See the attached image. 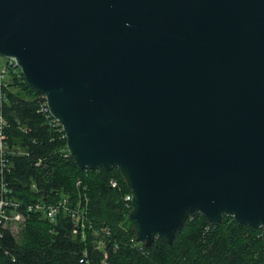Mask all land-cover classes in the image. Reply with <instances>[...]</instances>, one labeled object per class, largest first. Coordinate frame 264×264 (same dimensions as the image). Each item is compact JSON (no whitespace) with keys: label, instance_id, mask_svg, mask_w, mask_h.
I'll return each instance as SVG.
<instances>
[{"label":"water","instance_id":"1","mask_svg":"<svg viewBox=\"0 0 264 264\" xmlns=\"http://www.w3.org/2000/svg\"><path fill=\"white\" fill-rule=\"evenodd\" d=\"M0 55L81 169L121 171L139 243L199 213L264 239V0H0Z\"/></svg>","mask_w":264,"mask_h":264},{"label":"trees","instance_id":"2","mask_svg":"<svg viewBox=\"0 0 264 264\" xmlns=\"http://www.w3.org/2000/svg\"><path fill=\"white\" fill-rule=\"evenodd\" d=\"M4 94V114L12 125L10 144L29 153L12 157L8 181L15 198L35 203L68 195L83 207L87 202L93 230L82 239L72 235L69 216L51 223L40 212L27 214L20 240L9 231L3 233L0 264H264L262 229L228 216L212 225L199 213L187 219L171 244L161 237L150 247L139 243L123 203L131 191L121 171L81 169L69 153L66 157V139L39 113L40 95L23 77L14 76ZM39 159L43 163L36 166ZM112 179L118 180L117 188L111 187ZM102 227L108 228L109 238L94 235Z\"/></svg>","mask_w":264,"mask_h":264},{"label":"built area","instance_id":"3","mask_svg":"<svg viewBox=\"0 0 264 264\" xmlns=\"http://www.w3.org/2000/svg\"><path fill=\"white\" fill-rule=\"evenodd\" d=\"M0 57L4 58V62L0 66V240L2 239L3 233L5 231H9L13 235V232L10 229L12 226H25L27 214L38 212L42 213L43 216L51 223H56L61 215H65V217L69 216L71 221L72 235L81 236L82 239H85L87 230H93L92 222L88 218L87 202L83 207L82 203H74L73 200L68 197V195H61L59 199L55 201H53L52 198H49L48 196V200L45 201L24 203L17 200L14 196L13 189L10 187L8 181L9 175L12 173V157L29 156V153L24 150L21 145L10 144L11 137L9 130L12 125L5 117L3 101H6L4 90L9 87V83L12 81V78L14 76L18 78H24V75L16 58L2 57L1 55ZM39 95V113L42 114L47 124L52 129L62 134V138L66 139L67 142V135L64 125L52 113L48 97L45 94ZM19 129L27 132V129L21 127L20 124ZM64 152L66 157H68V153L71 156V153L68 149V144L66 145V150ZM42 163L43 160L39 159L36 163V166H41ZM81 185L82 183L79 181L77 186L81 187ZM110 185L112 188H117L119 186V182L116 179H112L110 181ZM133 197L134 195L132 191L123 197V203L130 214L134 209ZM93 233L95 236L101 235L104 236V238H109L110 236V232L107 227L94 230ZM100 244H104V240L100 242ZM86 258L87 255L85 254L84 258L81 260V263L85 262Z\"/></svg>","mask_w":264,"mask_h":264},{"label":"rangeland","instance_id":"4","mask_svg":"<svg viewBox=\"0 0 264 264\" xmlns=\"http://www.w3.org/2000/svg\"><path fill=\"white\" fill-rule=\"evenodd\" d=\"M4 62V58H1L0 57V66L3 64ZM24 226H18V227H15V226H12L10 229L11 231L13 232V235L15 236V238L17 240H20L21 237H22V230H23Z\"/></svg>","mask_w":264,"mask_h":264}]
</instances>
